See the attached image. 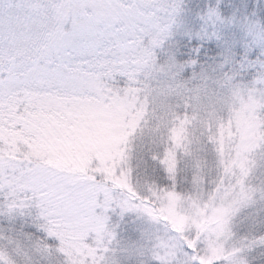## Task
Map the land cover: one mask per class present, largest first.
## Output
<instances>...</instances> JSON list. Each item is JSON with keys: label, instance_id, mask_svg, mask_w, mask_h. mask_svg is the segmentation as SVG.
<instances>
[{"label": "rangeland", "instance_id": "obj_1", "mask_svg": "<svg viewBox=\"0 0 264 264\" xmlns=\"http://www.w3.org/2000/svg\"><path fill=\"white\" fill-rule=\"evenodd\" d=\"M178 5L166 39L193 37L199 46L183 52L190 60L164 40L155 56L160 65L169 56L185 65L178 74L188 82L185 90L155 112L149 104L126 132L112 122L109 131L59 149L62 164L102 185L103 206L86 228H61L51 244L40 239L32 244L17 229L6 233L4 223L32 222L26 214L0 212V242L11 239L20 252H13L14 261L43 264L36 252L51 247L58 257L53 264H264L259 102L241 97L220 103L211 93L188 91L201 76L211 82L225 74L251 86L264 45L253 43L249 27L264 30V0H178ZM209 9L216 16L209 18ZM207 42L215 45L213 59L203 49ZM196 54L201 60H194Z\"/></svg>", "mask_w": 264, "mask_h": 264}, {"label": "snow or ice", "instance_id": "obj_2", "mask_svg": "<svg viewBox=\"0 0 264 264\" xmlns=\"http://www.w3.org/2000/svg\"><path fill=\"white\" fill-rule=\"evenodd\" d=\"M178 7V0H0V212L26 214L31 239L51 244L61 228L84 229L103 206L102 185L62 164L59 149L112 122L126 132L149 104L155 112L185 90L178 79L185 65L171 56L160 65L155 56ZM249 32L264 45V30ZM258 63L251 86L225 74L201 76L188 91L220 103L251 97L264 116Z\"/></svg>", "mask_w": 264, "mask_h": 264}, {"label": "trees", "instance_id": "obj_3", "mask_svg": "<svg viewBox=\"0 0 264 264\" xmlns=\"http://www.w3.org/2000/svg\"><path fill=\"white\" fill-rule=\"evenodd\" d=\"M175 36H170V38L168 39H165L164 43L165 42H168L172 45V47L170 48L171 51L174 50L175 48L178 50V48H180L181 51H179L178 53H183L184 51H186L187 49L188 50H191L193 52H195L194 49H196V47L198 48V44H197V41H196V46L194 44V38L191 37L189 39H182L179 38L177 39L178 37H175ZM193 40V41H191ZM193 42V44H192ZM215 45L212 43H209L207 42V45L204 49V51L206 52V55L208 54L209 58H214L215 56V52H216V49L214 48ZM175 49V50H176ZM199 52H201V50H198ZM198 52V53H199ZM188 59L192 60L193 59V56L191 54H188V53H183ZM205 57V55L203 56ZM202 58V55L201 54H196L194 55V60L196 61L197 59L198 60H201ZM208 58V57H207ZM206 58V59H207ZM204 59V58H203ZM202 62V61H201ZM203 63V62H202ZM28 225V228L29 226L31 225L30 223L29 224H24V222L21 220V219H17L15 221V223H4L3 226H6L7 227V232L8 234H10L11 236L12 235H15V231L17 229L18 231V234L22 235L24 238L23 239H26V240H29V242H31L32 244L34 243V241L36 242L35 239H31V236L33 235L28 229H25L23 228L24 226H27ZM38 242V241H37ZM40 244V241L38 242ZM13 243L9 244L8 243V240H2L0 242V264H20L18 261H14V258H13V252H17V253H20L19 251H14L15 249H13L12 247ZM39 246H43V245H39ZM47 248V250L49 249L48 253H46L45 251L43 253L41 252H36V256H38V259L39 261H41L43 264H53L52 260L53 259H56L58 258L56 255H55V252H54V249L52 250L51 247H45ZM51 250V251H50ZM3 253H5V255H3ZM35 256V258H36ZM45 257V258H44ZM51 261V263H50ZM35 263V262H34ZM31 260V262H27L25 264H34Z\"/></svg>", "mask_w": 264, "mask_h": 264}]
</instances>
